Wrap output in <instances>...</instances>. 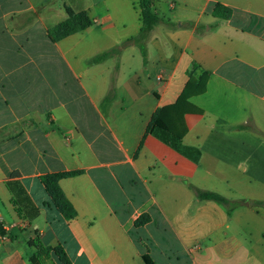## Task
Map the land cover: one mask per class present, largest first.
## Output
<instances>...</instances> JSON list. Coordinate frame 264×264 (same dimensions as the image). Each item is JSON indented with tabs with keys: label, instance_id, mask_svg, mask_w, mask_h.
<instances>
[{
	"label": "crops",
	"instance_id": "0c3cea01",
	"mask_svg": "<svg viewBox=\"0 0 264 264\" xmlns=\"http://www.w3.org/2000/svg\"><path fill=\"white\" fill-rule=\"evenodd\" d=\"M152 10L137 42V0H0V264H33L35 237L69 264H264V204L237 202L264 201V0ZM68 11L90 25L51 40ZM188 81L204 83L183 117L196 161L147 132ZM57 173L71 219L40 180Z\"/></svg>",
	"mask_w": 264,
	"mask_h": 264
},
{
	"label": "trees",
	"instance_id": "16d2710c",
	"mask_svg": "<svg viewBox=\"0 0 264 264\" xmlns=\"http://www.w3.org/2000/svg\"><path fill=\"white\" fill-rule=\"evenodd\" d=\"M141 27L135 37V41H142L147 37L152 28L162 21L155 12L152 10V0H137ZM212 15L218 18L228 19L232 15V9L222 4H215L212 11ZM91 23V20L86 13H75L68 11L67 18L53 26L48 30V36L51 40L56 41L62 39L70 34L86 29ZM142 48V45H139ZM204 91L203 82L188 81L185 85V89L180 93L175 102L164 105L157 109L154 113L151 123L148 126L147 132L156 135L163 142L167 143L174 149L181 152L183 155L196 161L198 159L197 149L186 147L181 144L182 137L186 133V126L184 124L183 117L186 113L201 114L202 110L193 106L188 98L191 95L200 94ZM72 174V173H68ZM64 174H46L40 177L42 184L54 205L60 211V213L66 218L71 219L74 216V209L70 202L67 200L58 185V180ZM196 196L200 200H217L224 204H230L231 201L226 197H223L215 192L204 191L201 189H195ZM238 204L259 205L264 204V201H248L245 199L237 201ZM235 202V203H237ZM148 220L146 215L139 218L135 224H142ZM2 232V230H1ZM29 244L34 245L37 250L30 257V262L33 264H55L47 263L46 259L49 257L50 252H53L58 256L61 264H69L70 261L63 251L62 247L56 245L54 247L46 245L44 241L35 237L29 241ZM142 259L145 264H155L148 254H143Z\"/></svg>",
	"mask_w": 264,
	"mask_h": 264
},
{
	"label": "built area",
	"instance_id": "2783aa9c",
	"mask_svg": "<svg viewBox=\"0 0 264 264\" xmlns=\"http://www.w3.org/2000/svg\"><path fill=\"white\" fill-rule=\"evenodd\" d=\"M9 242H10V240L8 237H6L5 235H0V244L1 245H4V244L9 243Z\"/></svg>",
	"mask_w": 264,
	"mask_h": 264
},
{
	"label": "rangeland",
	"instance_id": "374dc122",
	"mask_svg": "<svg viewBox=\"0 0 264 264\" xmlns=\"http://www.w3.org/2000/svg\"><path fill=\"white\" fill-rule=\"evenodd\" d=\"M181 7H185L186 9H188V6H184V5H182ZM162 11H163V12H169V10L166 8V5L163 6ZM170 12H172V11H170ZM159 264H164V263H161V262L159 261Z\"/></svg>",
	"mask_w": 264,
	"mask_h": 264
}]
</instances>
